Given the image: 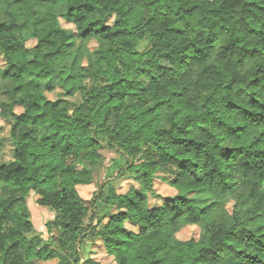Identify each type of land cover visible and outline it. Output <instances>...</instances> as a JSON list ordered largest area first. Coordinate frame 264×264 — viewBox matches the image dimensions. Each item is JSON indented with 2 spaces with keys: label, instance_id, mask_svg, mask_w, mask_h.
<instances>
[{
  "label": "trees",
  "instance_id": "16d2710c",
  "mask_svg": "<svg viewBox=\"0 0 264 264\" xmlns=\"http://www.w3.org/2000/svg\"><path fill=\"white\" fill-rule=\"evenodd\" d=\"M0 1V264H90L100 245L116 264H264V0ZM54 82L81 102L52 105ZM102 149L122 162L86 201ZM159 173L177 191L163 204Z\"/></svg>",
  "mask_w": 264,
  "mask_h": 264
},
{
  "label": "rangeland",
  "instance_id": "374dc122",
  "mask_svg": "<svg viewBox=\"0 0 264 264\" xmlns=\"http://www.w3.org/2000/svg\"><path fill=\"white\" fill-rule=\"evenodd\" d=\"M0 1V15L2 19H5L4 14L2 13ZM94 19H102L108 25H113L115 16L105 17L102 12L98 11L95 15L91 16L88 20L92 21ZM59 22L62 30L67 31V33L72 38V48L78 49L82 43L81 41L76 39V27L74 24L70 23L68 15L66 13L65 7H61L59 10ZM30 45L34 44V41L29 42ZM91 46H95L96 42L92 41ZM11 85L9 82L3 80L0 75V112L2 109L7 108L10 102V95L8 94ZM42 91L47 97V99L52 103V105L63 104L67 105L70 102L80 103L81 98L79 95L76 97H65L62 96L63 91L60 86L54 83H44L42 84ZM17 112H20L21 109L17 108ZM10 124L7 120L3 119L0 116V161H10L13 158V145L9 136ZM101 154L104 157V163L95 168L93 173V181L89 185H81L78 186V191L81 197L89 201L93 199V197L99 191L101 183H103L107 177V172L109 168L116 167L121 164L122 159L120 156L113 150L102 149ZM169 177L163 173H159L155 179L154 188L156 193L160 196V204H163L167 199L174 197L177 195V191L170 186ZM39 197L36 196L33 192L30 194L28 198V206L30 208L32 214V222L34 224L35 230L38 233H41L45 239L48 238L46 223L54 218V214L50 212L48 209L42 207L38 203ZM210 198L206 196H200L198 198V208H202L210 203ZM234 199L229 198L227 200L228 205L234 204ZM199 230L195 227L185 228L182 232L179 233V237L183 240L190 239L192 237H198ZM90 264H116V260L109 256L103 247L96 246L93 249V253L91 254ZM41 264H58V260H53L49 262H42Z\"/></svg>",
  "mask_w": 264,
  "mask_h": 264
}]
</instances>
